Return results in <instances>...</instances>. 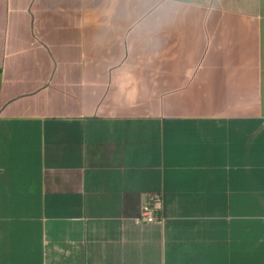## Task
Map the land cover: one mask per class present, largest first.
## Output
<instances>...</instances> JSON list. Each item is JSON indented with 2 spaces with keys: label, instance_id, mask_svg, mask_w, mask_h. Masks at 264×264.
Returning <instances> with one entry per match:
<instances>
[{
  "label": "crops",
  "instance_id": "crops-1",
  "mask_svg": "<svg viewBox=\"0 0 264 264\" xmlns=\"http://www.w3.org/2000/svg\"><path fill=\"white\" fill-rule=\"evenodd\" d=\"M0 264H264V0H0Z\"/></svg>",
  "mask_w": 264,
  "mask_h": 264
},
{
  "label": "built area",
  "instance_id": "built-area-1",
  "mask_svg": "<svg viewBox=\"0 0 264 264\" xmlns=\"http://www.w3.org/2000/svg\"><path fill=\"white\" fill-rule=\"evenodd\" d=\"M161 210V200L158 194L150 196L149 201L143 204L139 211L136 222L151 224L158 220V214Z\"/></svg>",
  "mask_w": 264,
  "mask_h": 264
}]
</instances>
